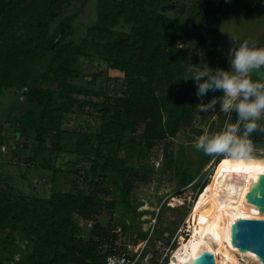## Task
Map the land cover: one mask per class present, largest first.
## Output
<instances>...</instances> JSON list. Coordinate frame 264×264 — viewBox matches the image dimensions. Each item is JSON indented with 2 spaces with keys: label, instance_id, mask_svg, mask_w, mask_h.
Returning a JSON list of instances; mask_svg holds the SVG:
<instances>
[{
  "label": "trees",
  "instance_id": "16d2710c",
  "mask_svg": "<svg viewBox=\"0 0 264 264\" xmlns=\"http://www.w3.org/2000/svg\"><path fill=\"white\" fill-rule=\"evenodd\" d=\"M87 1L0 0V94L12 91L19 96L14 109L5 115L0 113V144L7 143L8 134L18 141L31 132L38 139L35 161L47 149L44 139L58 140L64 116L81 114L86 105L99 106L93 136L98 147L112 146L121 141L126 131L138 126L141 132L136 143L145 148L174 137L180 129L192 125L197 112L195 97L189 92L195 86L194 78H187L193 74L189 68L194 69L200 55L213 57L222 47L219 39L205 36L214 34L219 25L217 19H208L207 11L222 0L195 1L197 11L186 19L167 15L181 0H95L93 21L76 26L73 19ZM122 25L126 31L115 29ZM186 44H192L199 55L192 54ZM86 59L121 73L120 83L108 89L109 95L105 90L72 87L69 83ZM217 67L224 68L221 64ZM88 93L101 95L102 102H91ZM207 95L211 100L223 93L217 90ZM235 119L233 113L231 122ZM250 139L253 151L249 157L218 159L215 164L264 165V133L256 131ZM93 153L86 171L88 178L98 172L115 184L122 197V187L138 179L134 172L128 174L137 165L116 166L108 156L97 150ZM162 157L161 166L169 167L171 156L166 147ZM42 166L48 167L47 163ZM228 172L264 174V170L225 167L217 177ZM123 174H128L124 181ZM184 181L182 177L181 183ZM96 184L88 179L87 191H52L47 197L11 189L0 191L2 242H31L26 259L13 263L103 264L101 247L111 237V228L96 221L100 207L92 189ZM263 185L264 181L259 180L227 179L209 182L203 189L220 191L231 186L233 190L241 187L249 191ZM237 196L243 194L238 192ZM76 217L92 221L87 235L80 233Z\"/></svg>",
  "mask_w": 264,
  "mask_h": 264
},
{
  "label": "rangeland",
  "instance_id": "374dc122",
  "mask_svg": "<svg viewBox=\"0 0 264 264\" xmlns=\"http://www.w3.org/2000/svg\"><path fill=\"white\" fill-rule=\"evenodd\" d=\"M197 0H181L175 2V9L167 12L168 16L178 19H186L197 11L195 6ZM94 2L88 0L80 13L73 19L76 26H85L94 19ZM218 4V5H217ZM213 5L207 11L208 19H217L219 25L214 34H206L208 39L217 38L222 42L213 57L205 58L200 55L194 69H215L218 64L229 69L228 52L239 43L248 41L250 46H264V1L253 0H222ZM73 9V8H72ZM116 30L126 31L127 27L117 26ZM230 33L236 36L237 42L232 45L229 40ZM192 53L199 55L198 50L192 44L185 45ZM264 69L255 71L252 79L262 81ZM121 81V73L108 69L103 63L86 59L80 66V72L76 78L70 79L72 87L86 86L93 90H109ZM191 88L190 95L195 97V105L207 103L208 95L197 97V82ZM107 87V88H106ZM77 93V92H76ZM91 97V102L100 104L101 95ZM20 95V93H19ZM81 93L76 94L80 97ZM17 93L4 91L0 94V113L11 110L16 106ZM99 106H83V113L68 114L63 118L62 133L57 141L44 139L47 149L42 153L39 160L35 161L34 149L38 139L35 134L29 132L21 136L18 141L11 139L5 144H0V191L14 190L23 194H31L38 197H47L52 191H74L76 188L88 190V179L96 183L93 194L100 203L96 221L101 225L109 226L126 223L130 232L135 238H142L147 226L153 227V235L160 236L166 232L169 237L174 236L175 240L187 239L190 236L189 214L198 193L203 187L214 180L222 182L227 179L236 181H264V174H233L226 173L217 177L220 169L225 167L246 168L254 171L264 170V165L255 166L248 164H232L223 162L215 164L218 159H234L227 155L209 156L198 151L194 145L201 135H212L219 132L224 126L231 122L220 112V105L217 103L215 112H197L194 114L191 126L180 129L174 137L154 143L150 148H145L138 141V134L141 127L134 131H126L121 141L112 146H100L94 141V134L97 132L99 122ZM264 123V119L259 121ZM200 133H197V132ZM10 136V137H9ZM17 140V139H16ZM55 142V145H52ZM166 147L171 156L170 166L162 167V150ZM10 148V150H9ZM94 150L99 154L110 158V163L116 166H128L136 164L137 168L129 169L138 176L137 180H130L127 186L122 187L121 196L118 195L116 186L111 180L104 179L98 172L88 178L87 168L90 165V158ZM47 163L48 167L42 164ZM139 166V167H138ZM128 174L126 176H128ZM123 174L122 180H126ZM185 183H181V178ZM220 190L227 195L231 201L237 200L240 205H245L248 210H259L251 202L250 192L234 188ZM199 191V192H198ZM238 192L243 194L237 196ZM84 236L92 225V221L79 217L74 218ZM147 227V228H148ZM200 226L197 229L200 230ZM181 235L179 238L178 236ZM187 237V238H186ZM29 240L17 239L13 245L2 242L0 238V264H14L16 260H25L29 252ZM174 243L173 246H177ZM10 255V258L8 257ZM247 264H254L248 258Z\"/></svg>",
  "mask_w": 264,
  "mask_h": 264
},
{
  "label": "clouds",
  "instance_id": "9594fccd",
  "mask_svg": "<svg viewBox=\"0 0 264 264\" xmlns=\"http://www.w3.org/2000/svg\"><path fill=\"white\" fill-rule=\"evenodd\" d=\"M237 37L230 33L232 45ZM229 69H192L189 71L197 82V97L209 91L221 90L223 95L213 97L207 103L196 105L200 112H215L219 103L220 112L229 121L236 114L235 122L227 123L222 130L212 135H201L194 147L205 155H227L234 159L247 158L253 151L252 133H264L259 121L264 119V81L252 79L255 71L264 68V47L250 46L248 41L232 46L228 52ZM185 78V79H187Z\"/></svg>",
  "mask_w": 264,
  "mask_h": 264
},
{
  "label": "bare ground",
  "instance_id": "6f19581e",
  "mask_svg": "<svg viewBox=\"0 0 264 264\" xmlns=\"http://www.w3.org/2000/svg\"><path fill=\"white\" fill-rule=\"evenodd\" d=\"M251 219H264V211H250L219 190L203 189L191 206L190 236L179 240L169 264H196L204 252L212 255L214 264H247V258L254 264H264L258 254L237 244L238 225Z\"/></svg>",
  "mask_w": 264,
  "mask_h": 264
},
{
  "label": "built area",
  "instance_id": "2783aa9c",
  "mask_svg": "<svg viewBox=\"0 0 264 264\" xmlns=\"http://www.w3.org/2000/svg\"><path fill=\"white\" fill-rule=\"evenodd\" d=\"M126 223L111 227V237L101 247L103 264L170 263L169 259L176 248L173 244L178 243L174 236L169 237L163 232L156 237L153 235V227L149 225L144 229L146 234L142 238H135Z\"/></svg>",
  "mask_w": 264,
  "mask_h": 264
},
{
  "label": "water",
  "instance_id": "95a60500",
  "mask_svg": "<svg viewBox=\"0 0 264 264\" xmlns=\"http://www.w3.org/2000/svg\"><path fill=\"white\" fill-rule=\"evenodd\" d=\"M250 199L260 211H264V185L250 192ZM237 239V244L255 252L264 260V219L241 222L237 228ZM196 264H214V259L210 253L204 252L199 255Z\"/></svg>",
  "mask_w": 264,
  "mask_h": 264
}]
</instances>
